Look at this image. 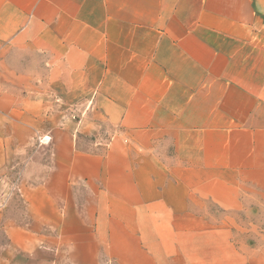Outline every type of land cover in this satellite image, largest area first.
<instances>
[{
	"label": "crops",
	"instance_id": "crops-1",
	"mask_svg": "<svg viewBox=\"0 0 264 264\" xmlns=\"http://www.w3.org/2000/svg\"><path fill=\"white\" fill-rule=\"evenodd\" d=\"M1 181L0 264H264V0H0Z\"/></svg>",
	"mask_w": 264,
	"mask_h": 264
},
{
	"label": "rangeland",
	"instance_id": "rangeland-1",
	"mask_svg": "<svg viewBox=\"0 0 264 264\" xmlns=\"http://www.w3.org/2000/svg\"><path fill=\"white\" fill-rule=\"evenodd\" d=\"M45 139V138H44ZM46 139H48V138H46ZM43 143H45V141L43 142ZM46 144V143H45ZM49 144V143H48ZM47 144V145H48ZM26 164H23V163H18L17 165H16V167L11 171V175H10V180L9 179H7L6 181H4V185H8V186H12L13 185V187H16V188H18L19 190H20V185L23 183V181L26 179L25 177H24V174L23 173H25V170H26ZM11 183H12V185H11ZM3 184V182L1 181L0 182V185H2ZM13 192H14V190H13ZM16 192V191H15ZM17 193V192H16ZM0 196H2V195H0ZM239 219L241 220V221H243V220H245V221H248V222H250V223H253V224H256L257 226H258V224L260 223V226L264 229V223L263 222H261V221H259V218L258 217H255V218H251L249 215H243V214H239ZM250 228H252L251 226H248V228H247V230H249ZM250 233V235H252L251 233H254V232H252V231H250L249 232ZM256 234V233H255ZM255 241H252L251 242V245L254 243Z\"/></svg>",
	"mask_w": 264,
	"mask_h": 264
},
{
	"label": "built area",
	"instance_id": "built-area-1",
	"mask_svg": "<svg viewBox=\"0 0 264 264\" xmlns=\"http://www.w3.org/2000/svg\"><path fill=\"white\" fill-rule=\"evenodd\" d=\"M44 141H45V143H46V144H48V143H49V141H50V139H49V138H48V139H46V138H45V139H43V140H42V141H40V142H41V143H43Z\"/></svg>",
	"mask_w": 264,
	"mask_h": 264
}]
</instances>
